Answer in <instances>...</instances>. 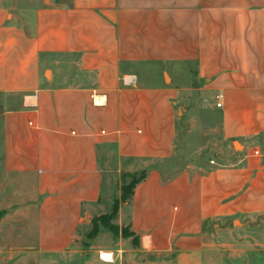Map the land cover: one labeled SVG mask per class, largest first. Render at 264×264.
Returning <instances> with one entry per match:
<instances>
[{"label":"crops","instance_id":"0c3cea01","mask_svg":"<svg viewBox=\"0 0 264 264\" xmlns=\"http://www.w3.org/2000/svg\"><path fill=\"white\" fill-rule=\"evenodd\" d=\"M108 153L147 246L264 264V0H0V264L78 255Z\"/></svg>","mask_w":264,"mask_h":264},{"label":"rangeland","instance_id":"374dc122","mask_svg":"<svg viewBox=\"0 0 264 264\" xmlns=\"http://www.w3.org/2000/svg\"><path fill=\"white\" fill-rule=\"evenodd\" d=\"M219 142L221 143L222 140ZM105 158L103 168L107 186L104 187L101 206L83 216L84 220L78 228L73 246L78 255L72 257L67 254L56 257L46 255L41 259L26 257L13 261V264H175L177 262L175 254L170 256L158 253L149 244L147 246L149 240L143 241L132 232L127 218H124L129 212L125 204L130 201L128 194H126L127 199L122 200L124 192L131 181L141 178L144 172L121 174L116 156L108 153ZM101 252L111 253L113 262L107 263L101 260Z\"/></svg>","mask_w":264,"mask_h":264},{"label":"trees","instance_id":"16d2710c","mask_svg":"<svg viewBox=\"0 0 264 264\" xmlns=\"http://www.w3.org/2000/svg\"><path fill=\"white\" fill-rule=\"evenodd\" d=\"M146 177H147V175H146V173H144V174L141 176V178H139V179H133V180L131 181V184L127 187L126 191L124 192L125 194L123 195L122 200L125 201V199H127L128 195H130V199H131V197H132V195H133V192H134V189L136 188V186H137L138 184H140L141 182H143V181L146 179ZM127 191H128V192H127ZM126 192H127V193H126ZM126 194H128V195H126ZM116 207H117V205L115 206V208H116Z\"/></svg>","mask_w":264,"mask_h":264},{"label":"bare ground","instance_id":"6f19581e","mask_svg":"<svg viewBox=\"0 0 264 264\" xmlns=\"http://www.w3.org/2000/svg\"><path fill=\"white\" fill-rule=\"evenodd\" d=\"M101 257L105 262H113V255L111 253H103L101 254Z\"/></svg>","mask_w":264,"mask_h":264},{"label":"built area","instance_id":"2783aa9c","mask_svg":"<svg viewBox=\"0 0 264 264\" xmlns=\"http://www.w3.org/2000/svg\"><path fill=\"white\" fill-rule=\"evenodd\" d=\"M218 107H221V104H218Z\"/></svg>","mask_w":264,"mask_h":264}]
</instances>
